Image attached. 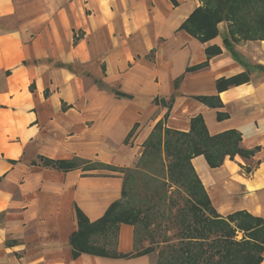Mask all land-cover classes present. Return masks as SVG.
Segmentation results:
<instances>
[{
	"label": "crops",
	"instance_id": "crops-1",
	"mask_svg": "<svg viewBox=\"0 0 264 264\" xmlns=\"http://www.w3.org/2000/svg\"><path fill=\"white\" fill-rule=\"evenodd\" d=\"M202 2L61 0L51 14L0 29V264H153L151 253L73 257L69 238L76 209L95 221L121 198L120 170L135 165L159 120L187 131L200 114L209 134L235 129L242 147L257 148L215 168L203 155L191 163L218 214L244 210L264 221V39L231 53L220 22L201 43L179 27ZM16 12V0H0V20ZM214 44L221 52L207 66L186 71ZM245 71L248 81L217 92V79ZM198 95H217L222 106ZM41 158L83 163L61 170ZM134 237L133 225L119 224L112 249L135 251Z\"/></svg>",
	"mask_w": 264,
	"mask_h": 264
},
{
	"label": "trees",
	"instance_id": "trees-1",
	"mask_svg": "<svg viewBox=\"0 0 264 264\" xmlns=\"http://www.w3.org/2000/svg\"><path fill=\"white\" fill-rule=\"evenodd\" d=\"M227 23V32L222 38L223 46L231 53L234 43L247 40L264 39V0H203L182 22L179 29L206 43L218 34L217 25ZM218 45L205 48L207 60L187 67L186 71H196L208 65L211 56L219 54ZM245 72L216 80L217 92L232 85L248 81ZM118 95H123L118 93ZM198 101L210 106L221 107L217 95L194 96ZM173 97L162 101L170 109ZM167 113H165V118ZM224 114L218 113V118ZM135 126L127 136L133 134ZM257 148L246 149L241 146V135L235 129H228L217 134H209L203 117L198 114L190 119L189 129L181 131L164 126L157 121L142 143L139 158L150 152L163 153L167 159V180L181 188L185 194V205L180 207L178 215L181 221L179 240L176 244H165L157 253L155 264H261L264 251V221L247 211L239 210L226 216L216 212L207 192L198 177L191 159L203 155L211 168L220 166L225 158L234 159L236 155L249 158ZM45 166L68 170L83 163L79 159L54 161L41 158ZM96 168L97 164L85 166ZM125 168L121 198L112 202L103 215L90 221L76 209L77 229L70 235L69 242L72 256L90 253L102 256L131 257L151 253L154 248L147 246L127 254L117 253L109 246V236L118 229L119 224L126 223L134 227L138 222H146L142 211L123 203L127 196V176ZM253 167H246L247 173ZM240 233V237L237 235ZM99 237L105 239L99 242ZM115 245V243H114Z\"/></svg>",
	"mask_w": 264,
	"mask_h": 264
},
{
	"label": "rangeland",
	"instance_id": "rangeland-1",
	"mask_svg": "<svg viewBox=\"0 0 264 264\" xmlns=\"http://www.w3.org/2000/svg\"><path fill=\"white\" fill-rule=\"evenodd\" d=\"M16 3L17 12L0 20L1 30L19 29L32 18L51 14L61 0H16ZM243 159H251V156ZM166 164L167 159L163 153L150 152L125 170L127 196L123 203L138 207L146 217V222H138L134 227L135 249L152 246L153 264L161 247L178 242L181 229L178 212L185 205L183 190L167 180ZM114 236L115 232L109 236L110 247L114 246ZM237 237H240V233ZM98 239L99 242L105 240L102 237Z\"/></svg>",
	"mask_w": 264,
	"mask_h": 264
}]
</instances>
